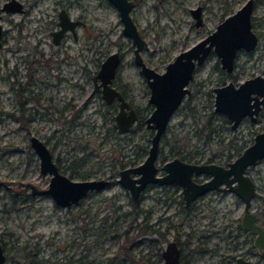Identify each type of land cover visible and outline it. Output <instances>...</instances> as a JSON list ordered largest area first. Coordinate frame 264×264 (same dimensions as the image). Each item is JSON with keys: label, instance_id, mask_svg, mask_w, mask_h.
Returning a JSON list of instances; mask_svg holds the SVG:
<instances>
[{"label": "rangeland", "instance_id": "obj_1", "mask_svg": "<svg viewBox=\"0 0 264 264\" xmlns=\"http://www.w3.org/2000/svg\"><path fill=\"white\" fill-rule=\"evenodd\" d=\"M5 1L0 0V7ZM16 1L24 11L2 10L0 20L4 28L0 46V245L4 264H160L164 239L151 241L149 222L160 225L169 240L179 236L182 264H236L233 256L244 252L251 238L241 240L244 235L237 227L243 202L233 192L207 191L193 207L185 208L176 184L156 185L150 191L158 189V194L143 193L134 203L117 181L120 169L145 159L151 131L143 120L124 133L117 130L113 116L118 106L106 104L92 92L101 61L119 52L120 65L111 85L119 87L144 118L153 106L148 102L149 87L133 61L134 44L121 31L115 6L108 0ZM134 1L129 14L146 42L141 58L161 72L177 53L206 37L245 0ZM62 6H67L70 18L81 17L86 26L75 29V38L68 31L55 44L50 32L59 27L57 13ZM198 6L202 21L195 26L190 9ZM251 25L258 35L256 47L237 53L231 73L221 68L213 52L195 68L189 94L162 134L158 164L173 156L224 164L264 128V108L254 122L244 118L233 130L213 109L214 87L264 75V0H255ZM33 94H40L45 105L52 103V96L54 110L35 113L30 109L33 116L27 123L21 97ZM29 104L35 102L30 99ZM30 135L47 142L62 173L73 180L108 178L110 184L65 207L50 195H31L32 185L47 187L49 174L40 172ZM246 173L256 186L250 209L264 226V159L249 166Z\"/></svg>", "mask_w": 264, "mask_h": 264}, {"label": "water", "instance_id": "obj_2", "mask_svg": "<svg viewBox=\"0 0 264 264\" xmlns=\"http://www.w3.org/2000/svg\"><path fill=\"white\" fill-rule=\"evenodd\" d=\"M118 10L119 20L122 21L121 31L130 38L134 44L133 61L139 66L140 73L144 76L149 87L148 102L153 105L152 111L145 118V126L154 131L150 136V144L145 159L136 166H128L119 170L117 181L130 192L132 202L137 203L143 187L150 183L157 185L177 184L181 189L185 205H189L194 198L208 190L231 191L242 199L243 212L240 226L253 235V246L264 252V228L257 223L256 214L251 211L250 204L255 197L253 179L246 173L249 166L255 165L259 159H264V129L257 132L252 144L245 147L233 161L225 166L216 163H187L178 158H173L161 165L165 172L157 175L155 162L158 154V144L161 134L167 127L172 112L178 108L181 99L188 93L186 85L192 79L195 67L204 62L210 52L219 58L220 66L227 73L231 72L235 55L238 50L250 51L255 47L258 37L252 29L251 12L253 0H246L237 10L228 14L216 25L215 29L197 43L180 51L166 64L164 70L157 72L143 62L140 50L146 48L145 40L131 19L129 12L134 6L133 0H108ZM3 9L20 10L21 4L16 0L4 3ZM59 28L52 31L53 42L57 44L66 30L73 31L77 21H71L64 10L58 11ZM194 17V25L201 22L200 6L190 9ZM120 53L113 51L100 63V67L93 77V86L100 88L101 96L105 102L118 99V111L114 114L115 127L120 133L129 131L136 121L135 109L127 103L119 91L111 85L116 70L120 65ZM214 111L223 113L231 122V129L235 128L244 115L251 121L256 119L259 109L264 105V76L255 75L246 78L235 85L232 81L214 87ZM29 142L37 154L40 172L50 175L47 187L37 189L31 186V194H47L61 207L76 205L89 191H96L107 186L108 179L96 178L73 180L66 174L59 172L57 165L52 160V154L47 145L35 135L29 136ZM209 175L208 180L197 182L194 175ZM163 254L162 264H180L179 249L174 242H168ZM5 253L0 245V264H4ZM237 264H252L241 255L235 259ZM144 264V263H141Z\"/></svg>", "mask_w": 264, "mask_h": 264}, {"label": "flooded vegetation", "instance_id": "obj_3", "mask_svg": "<svg viewBox=\"0 0 264 264\" xmlns=\"http://www.w3.org/2000/svg\"><path fill=\"white\" fill-rule=\"evenodd\" d=\"M9 1V0H8ZM8 1H5V2H8ZM246 1V0H245ZM244 1V2H245ZM5 2H3L2 4V7H0V20L2 19V15H1V11L2 10H4V11H6V12H8V11H10V10H6V9H3V6H4V3ZM67 2H69V1H67ZM66 2V3H67ZM133 2H134V4H135V1L133 0ZM243 2V3H244ZM65 3V4H66ZM243 3H242V5H243ZM253 3H254V5H253V9H254V6H255V0H253ZM21 4V3H20ZM60 10H64V12H66L67 14H68V12H67V6H66V8L65 7H63L62 6V8L60 9ZM20 11H24V9L22 8V5H21V9H20ZM59 11V10H58ZM253 11V10H252ZM11 12H13V11H11ZM59 13V12H58ZM58 13H57V17H58ZM200 14H201V7H200ZM251 14H252V12H251ZM69 16V15H68ZM69 19L71 20V21H77L78 22V24H76L75 26H74V28H73V31H71V30H66L65 32H64V35L60 38V40L65 36V34H66V32H70V33H72L73 34V37L75 38L76 37V33H75V29L78 27V26H82V27H85L86 26V23L84 22V20H82V18L81 17H78V18H75V19H73V18H70L69 17ZM224 19V18H223ZM251 20H252V15H251ZM57 21H58V19H57ZM201 21H202V16H201ZM200 24H201V22H200ZM59 28V27H58ZM57 28V29H58ZM57 31V30H56ZM50 34H51V32H50ZM4 35V28L0 25V46H1V41H2V38L4 37L3 36ZM51 37H52V34H51ZM257 37H258V35H257ZM59 40V41H60ZM52 41H53V38H52ZM58 41V42H59ZM258 41V40H257ZM57 42V43H58ZM54 43V42H53ZM255 47H256V45H255ZM253 49V48H252ZM251 49V50H252ZM241 50V49H240ZM240 50H238L237 51V53L240 51ZM244 50V49H243ZM250 50V51H251ZM244 51H246V50H244ZM250 51H246V52H250ZM211 53V52H210ZM237 53H236V55H237ZM236 55H235V57H236ZM208 57V56H207ZM206 57V58H207ZM236 59V58H235ZM206 60V59H205ZM204 60V61H205ZM234 62H235V60H234ZM203 63V62H202ZM199 65V64H198ZM198 65L196 66V67H198ZM233 66H234V63H233ZM195 67V68H196ZM233 68V67H232ZM31 71H33L32 69H30ZM233 70V69H232ZM231 70V71H232ZM29 71V70H28ZM194 72H195V69H194ZM194 72H193V75H194ZM229 73H231V72H229ZM255 75H259V74H255ZM255 75H253V76H255ZM262 76V75H261ZM264 76V75H263ZM0 77H1V75H0ZM192 78H193V76H192ZM252 78V77H251ZM246 79V78H245ZM232 81V80H231ZM231 81H229V82H231ZM243 81V80H242ZM191 81L189 80V82H188V84L190 83ZM233 82V81H232ZM226 83H228V82H226ZM226 83H224V84H226ZM234 83V82H233ZM240 83V82H239ZM239 83H234L235 85H237V84H239ZM188 84L186 85V87H187V89H188V93L187 94H189V88H188ZM221 85H223V84H221ZM92 86H93V84H92ZM118 91H119V93L123 96V98H125V95H123V91L119 88V87H116L115 85H113ZM26 85H23V87H22V89H24V90H26ZM218 87V86H217ZM92 92H95V93H97V94H99L100 96H101V90H100V88H96V87H92ZM149 94V93H148ZM187 94H185L184 95V97L187 95ZM150 95V94H149ZM183 97V98H184ZM22 98V102H21V104H22V106H23V108H24V110H25V113H26V116H25V119H26V121H27V123H28V121H29V118H32V116H33V114L30 112V109H34V111H35V113H38L39 112V109H48L49 111L48 112H50L51 111V109L52 110H54V104H53V100H54V98L52 97V96H50L49 98H50V101L52 102V103H50L49 105L47 104V105H45L44 103H43V99H42V97L40 96V94H33L32 96H22L21 97ZM182 98V99H183ZM32 100V101H34L35 102V104L34 105H32V104H29V100ZM182 99H181V101H182ZM213 99H214V95H213ZM125 100L127 101V103L129 104V105H131L130 104V102H128V100L125 98ZM180 101V102H181ZM104 102H105V100H104ZM106 104H108V105H114V104H116V106H118V99L115 97L114 98V100H112V101H110V102H105ZM181 104V103H180ZM179 104V105H180ZM178 105V106H179ZM134 109H135V111H136V116H137V118H136V121L137 120H139V118L140 117H142L141 115H139L138 114V110L133 106V105H131ZM153 106V105H152ZM53 107V108H52ZM264 108V105H262L261 107H260V109H259V112H258V114L256 115V119H257V117L259 116V114L262 112V109ZM118 109H119V106H118ZM118 109H117V111H118ZM213 109H214V107H213ZM116 111V112H117ZM174 112V111H173ZM172 112V113H173ZM218 113H220L221 115H223L225 118H226V116L223 114V113H221V112H218ZM148 116V115H147ZM171 117V116H170ZM146 118V117H145ZM145 118H143L142 120H143V122H144V120H145ZM244 118H246V119H248L249 121H251L249 118H248V116L247 115H244L243 116V118L239 121V123L237 124V126L241 123V121H243L244 120ZM255 119V120H256ZM254 120V121H255ZM135 121V122H136ZM254 121H252V122H254ZM134 122V123H135ZM226 122H229L228 120H227V118H226ZM133 123V124H134ZM132 124V125H133ZM229 124H230V128H231V122H229ZM144 125H145V123H144ZM236 126V127H237ZM132 127V126H131ZM147 127V126H146ZM235 127V128H236ZM133 128V127H132ZM131 128V129H132ZM149 128V127H148ZM167 128V127H166ZM235 128H233V129H235ZM130 129V130H131ZM150 129V131H151V135H152V133H153V129L152 128H149ZM232 129V130H233ZM264 128H262L261 130H263ZM260 130V131H261ZM165 131V130H164ZM257 132H259V131H257ZM256 132V133H257ZM164 133V132H163ZM162 133V134H163ZM255 133V134H256ZM162 134H161V138H162ZM150 135V136H151ZM31 136V135H30ZM254 137H255V135H254ZM253 137V138H254ZM151 138V137H150ZM161 138H160V140H161ZM253 138H252V141H253ZM41 140V139H40ZM160 140H159V143H160ZM42 142H44L46 145H47V142H45V141H43V140H41ZM149 141H150V139H149ZM252 141L250 142V144H252ZM149 144H150V142H149ZM149 144H148V146H149ZM249 144V145H250ZM248 146V145H247ZM48 147V146H47ZM158 147H159V144H158ZM148 148V147H147ZM245 149V148H244ZM147 152H148V149H147ZM242 152V151H241ZM240 152V153H241ZM240 153H238V155L240 154ZM161 154V148L159 147V150H158V154H157V160H156V162H155V166L157 167V169H158V171H157V175L158 176H160V175H163L164 174V170L162 169V168H160L161 167V165L163 164V163H165V162H167V161H170L171 159H173V158H178V159H180V160H182V161H184V162H187V163H198V164H203V163H216V162H211V160L210 159H207L206 161H203V163H200V162H189V161H187V160H185L183 157H176V156H173V157H171L169 160H164V161H162L160 164H158L157 162H158V157H159V155ZM146 155H147V153H146ZM237 155V156H238ZM237 156H235V157H237ZM145 158V157H144ZM235 159V158H234ZM233 159V160H234ZM52 160H53V162L57 165V167H58V170H59V172L60 173H62V171H61V168L59 167L60 166V164H59V162L56 160V159H54L53 158V156H52ZM233 160H229V161H226L224 164H219V163H216V164H219V165H221V166H225V164L227 163V162H230V161H233ZM246 171H247V169H246ZM64 173V172H63ZM62 173V174H63ZM64 174H66V173H64ZM67 175V174H66ZM68 176V175H67ZM69 177V176H68ZM70 178V177H69ZM193 178H194V180L195 181H197V182H203L204 180H208L210 177H209V175H206V174H199V175H194L193 176ZM72 179V178H71ZM105 179V178H104ZM106 179H108V178H106ZM49 180H50V175H49V179H48V183H49ZM108 184H110V180L108 179ZM254 182V181H253ZM47 183V184H48ZM107 184V185H108ZM171 184H175V183H171ZM171 184H163V185H161V186H164V185H171ZM157 184H155V183H150V184H147V185H145L144 187H143V189L141 190V193H140V196H139V200H140V197H141V195L144 193V195H146V194H148V195H150L151 193L152 194H158L159 193V191L160 190H158V189H155L154 188V192H152V191H150V189H152L154 186H156ZM177 185V184H176ZM48 186V185H47ZM158 186H160V185H158ZM160 186V187H161ZM255 186V185H254ZM180 188V187H179ZM100 190V189H99ZM149 191V192H148ZM208 191H222V190H218V189H215V190H208ZM90 192V191H89ZM88 192V193H89ZM207 192V191H206ZM205 193V192H204ZM255 193H256V186H255ZM32 195V194H31ZM182 195V194H181ZM203 195V194H202ZM201 196V195H200ZM200 196H197V197H195L194 198V201H192L189 205H185V202H184V200H183V202H184V206H185V208H188V207H193L194 205H195V200L198 198V197H200ZM255 196V195H254ZM139 200L137 201V203L139 202ZM81 201V200H80ZM135 203V202H134ZM70 206V205H69ZM252 211V210H251ZM255 214H256V218H257V223H260V221H259V218H258V216H257V213L256 212H254ZM242 215V214H241ZM240 219H241V217H240ZM261 224V223H260ZM262 225V224H261ZM262 227L264 228V226L262 225ZM237 229H239V234H241V235H244V237L242 236V241H249V239L251 240V245L249 246V247H246V249L244 250V252H240L238 255H235V256H233V261L235 262V259H236V257L237 256H239V255H241L243 258H245L246 260H248V261H250L252 264H262V262H263V260H264V252H262V251H259V250H257L254 246H253V235L250 233V232H248V231H246V230H244V229H242L241 228V226H240V223H239V225H238V227H237ZM235 230V229H234ZM235 232H236V230H235ZM147 234H149L150 235V239H151V241H154V242H156V241H158V240H160V241H162L163 242V239H164V245H163V247H162V249L160 250V253H159V256H160V258H161V263L160 264H162L163 263V254H162V252L164 251V249H165V247H166V245L168 244V242H174V243H176V245H177V247H178V249H179V262H180V264H182V251H181V243H180V239H179V236L178 235H174V237L173 238H171L170 240L169 239H167V238H165V235L167 234L166 233V231L162 228V227H160V225H156V222H149V224L147 225ZM231 234H232V231H231ZM148 235V236H149ZM235 236L236 237H238V234H235ZM231 237L232 238H234V236L233 235H231ZM141 263H144V264H146L144 261L143 262H140L139 264H141ZM236 263V262H235ZM237 264V263H236Z\"/></svg>", "mask_w": 264, "mask_h": 264}, {"label": "trees", "instance_id": "obj_4", "mask_svg": "<svg viewBox=\"0 0 264 264\" xmlns=\"http://www.w3.org/2000/svg\"><path fill=\"white\" fill-rule=\"evenodd\" d=\"M143 118H144L143 116H142V117H140V118H139V121L141 122V120H142Z\"/></svg>", "mask_w": 264, "mask_h": 264}]
</instances>
